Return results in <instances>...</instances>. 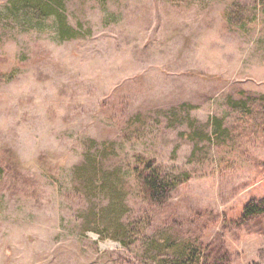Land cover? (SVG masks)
Masks as SVG:
<instances>
[{"label":"rangeland","instance_id":"374dc122","mask_svg":"<svg viewBox=\"0 0 264 264\" xmlns=\"http://www.w3.org/2000/svg\"><path fill=\"white\" fill-rule=\"evenodd\" d=\"M36 1L0 0V264H264V0Z\"/></svg>","mask_w":264,"mask_h":264},{"label":"trees","instance_id":"16d2710c","mask_svg":"<svg viewBox=\"0 0 264 264\" xmlns=\"http://www.w3.org/2000/svg\"><path fill=\"white\" fill-rule=\"evenodd\" d=\"M20 1V7L19 9H23L22 11L25 12H29V10L32 8L30 6V3H36V6H40L41 7V3L39 1L36 0H18ZM44 6V5H43ZM47 6V5H45ZM45 7H42V10L44 11ZM48 8V6H47ZM27 12V13H28ZM70 28V27H69ZM72 31V33H70L69 35L65 36L63 35H59L61 38H70V37H75L77 36V32L75 29H69ZM61 32V30H60ZM13 74L9 73L7 74V78H10V76H12ZM139 176L138 178L142 181V186L145 187L146 189V193L147 196H149V198L153 201H162L164 200L168 193L170 192V188L171 186L174 185V183H172L171 181L167 180L166 178H164L161 174V171L158 169V167H154V165L150 162L147 161L146 164L142 167V169L139 170ZM187 178L185 173H180V175H178V177L175 179V183H179L180 179H185ZM264 212V201H260V202H250L247 203L244 207L243 210V215L244 216H252L258 213H262ZM191 247V246H190ZM180 250V248H179ZM195 250L193 247H191V249L189 251H187V253L190 255L195 253ZM182 253V252H181ZM183 254V253H182ZM197 254V253H196ZM182 258L178 257L177 259H175V261H173V264H181L182 262ZM165 264V263H164Z\"/></svg>","mask_w":264,"mask_h":264}]
</instances>
